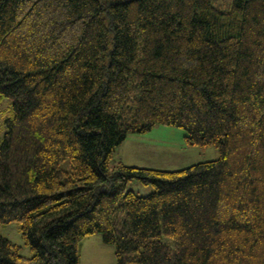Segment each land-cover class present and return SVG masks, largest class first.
<instances>
[{
    "label": "trees",
    "instance_id": "1",
    "mask_svg": "<svg viewBox=\"0 0 264 264\" xmlns=\"http://www.w3.org/2000/svg\"><path fill=\"white\" fill-rule=\"evenodd\" d=\"M0 97V264H264V0H0ZM156 125L219 156L111 166Z\"/></svg>",
    "mask_w": 264,
    "mask_h": 264
},
{
    "label": "rangeland",
    "instance_id": "2",
    "mask_svg": "<svg viewBox=\"0 0 264 264\" xmlns=\"http://www.w3.org/2000/svg\"><path fill=\"white\" fill-rule=\"evenodd\" d=\"M10 110V99L0 97V140L5 132L4 121L11 116ZM184 136L185 131L182 128L170 125H156L145 133L128 134L126 139L115 148L111 166L121 160L127 165L174 170L216 159L219 156L215 147L200 148L188 145ZM67 165L68 162L65 161L63 167ZM128 189L139 195H148L153 191L150 185H143L136 180L128 184ZM0 234L18 245L22 255L30 256V250L24 245L17 222L0 224ZM78 254L79 264H115L113 245L104 244L99 233L84 238L79 243Z\"/></svg>",
    "mask_w": 264,
    "mask_h": 264
},
{
    "label": "crops",
    "instance_id": "3",
    "mask_svg": "<svg viewBox=\"0 0 264 264\" xmlns=\"http://www.w3.org/2000/svg\"><path fill=\"white\" fill-rule=\"evenodd\" d=\"M121 161V160H120ZM121 162H123V161H121ZM125 164V163H124ZM132 166H134V165H132Z\"/></svg>",
    "mask_w": 264,
    "mask_h": 264
}]
</instances>
